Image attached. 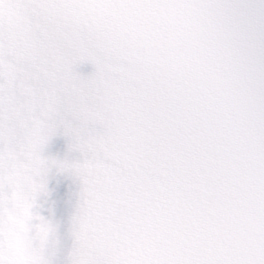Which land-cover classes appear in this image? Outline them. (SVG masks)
Instances as JSON below:
<instances>
[{
  "label": "clouds",
  "instance_id": "obj_1",
  "mask_svg": "<svg viewBox=\"0 0 264 264\" xmlns=\"http://www.w3.org/2000/svg\"><path fill=\"white\" fill-rule=\"evenodd\" d=\"M0 264H264V0H0Z\"/></svg>",
  "mask_w": 264,
  "mask_h": 264
}]
</instances>
